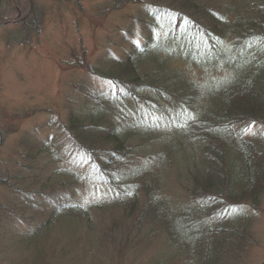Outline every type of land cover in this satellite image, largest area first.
<instances>
[{"label": "rangeland", "instance_id": "374dc122", "mask_svg": "<svg viewBox=\"0 0 264 264\" xmlns=\"http://www.w3.org/2000/svg\"><path fill=\"white\" fill-rule=\"evenodd\" d=\"M120 2L13 0L1 5L4 22L0 21V264H34L37 250L45 247L46 259L55 260L56 264L186 262L178 254H165L169 247L163 225L152 226L150 214L138 217L154 197L156 205L167 202L166 211L172 213L167 226L173 230L181 227L176 209L189 206L185 185L190 171L187 168L193 163L186 139L181 135L172 139L181 148H166L167 155L174 159L167 162L157 153L166 145L157 138L168 133L167 120H163L165 125L155 137L130 136L125 143L128 154L117 165L118 169L125 166L119 176L130 182L128 175L135 174L137 183H142L136 203L129 207L118 189L103 182L95 170L90 171L88 161L76 153L60 127L84 99L83 94L75 91L76 84L98 93L115 91L107 80L80 68L76 59L86 58L96 64L99 59L121 57L130 42L138 43L145 34L148 26L143 19L157 8L149 7L151 0ZM34 17L37 22L32 24ZM167 44L170 52L186 51L177 41ZM256 51L250 41L233 40L219 52L196 57L212 67L230 64L231 75L218 72L223 82L237 78L257 57ZM194 52L198 53L196 49ZM172 61V67L180 68L191 78L199 79L203 73L202 68L192 67L183 59ZM172 76L175 74L171 73ZM205 77L204 84L209 83L212 88L206 97V103L211 105L221 92V84L214 82L216 78L211 73ZM189 100L192 103L194 99ZM238 128L237 134L256 142L264 134L262 123L242 124ZM33 153L37 156L33 157ZM153 179L158 184L154 185ZM45 183L48 186H44V193L36 195ZM31 191H35L34 196ZM63 207H88L91 219L86 215L78 219L79 213L74 211L63 216ZM258 207L247 210L253 239L239 264H264V193ZM45 224L49 225L48 230L42 228ZM196 225L199 230L203 228ZM181 230L185 240L195 232L193 227ZM179 242L178 237L176 243Z\"/></svg>", "mask_w": 264, "mask_h": 264}, {"label": "trees", "instance_id": "16d2710c", "mask_svg": "<svg viewBox=\"0 0 264 264\" xmlns=\"http://www.w3.org/2000/svg\"><path fill=\"white\" fill-rule=\"evenodd\" d=\"M12 1L0 0V8ZM156 1L151 0L149 7L157 8L143 19L148 26L145 34L138 43L130 42L121 57L99 59L96 64L86 58L76 59L80 68L107 80L115 91L98 93L76 84L75 91L83 94L84 99L60 127L76 153L88 161L90 171L95 170L103 182L118 189L124 204L131 207L136 203L142 182L137 183L135 174L128 175L130 182L119 176L125 166L118 169L117 165L122 164L129 151L125 143L131 135L155 137L165 125L163 120H167L168 133L157 138L166 145L157 153L161 160L169 162L173 158L167 155L166 148L168 151L181 148L172 139L180 135L186 139L193 159L192 166L187 168L190 171L185 185L189 206L176 209L179 229L167 226L172 213L166 211L167 202L156 205L154 197L138 217L150 214L152 226H164L167 256L178 254L185 258V264H239L253 239L247 210L259 208L264 193V134L256 142L235 132L242 124H264V0ZM1 20L4 22L2 12ZM36 22L34 17L32 24ZM172 40L186 51L170 52L166 47ZM233 40L250 41L257 57L237 78L221 82L218 72L229 76L233 67L230 64L212 67L196 56L219 52ZM177 58L202 68L201 77L191 78L180 68L172 67L169 63ZM208 73L216 78V84H221V92L211 105L206 103V97L212 88L209 83L204 84ZM190 98L194 99L192 103ZM166 103L169 105L163 109ZM153 183L158 184L154 179ZM44 186L48 185H42L36 195L44 193ZM34 192L31 191L33 196ZM87 208L63 207L61 213L66 216L74 211L79 213L78 219L85 215L91 219ZM197 223L203 227L201 230ZM45 227L50 228L48 224L42 228ZM188 227L195 228V232L185 240L181 229ZM178 237L180 242L176 243ZM46 251V247L37 250L34 264H56L55 260L46 259Z\"/></svg>", "mask_w": 264, "mask_h": 264}, {"label": "water", "instance_id": "95a60500", "mask_svg": "<svg viewBox=\"0 0 264 264\" xmlns=\"http://www.w3.org/2000/svg\"><path fill=\"white\" fill-rule=\"evenodd\" d=\"M2 138H1V136H0V145L2 144V140H1Z\"/></svg>", "mask_w": 264, "mask_h": 264}]
</instances>
